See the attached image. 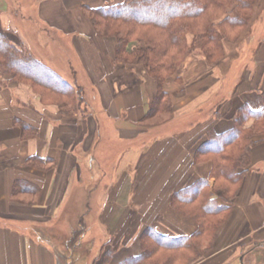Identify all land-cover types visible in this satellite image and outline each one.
Masks as SVG:
<instances>
[{
	"label": "crops",
	"instance_id": "0c3cea01",
	"mask_svg": "<svg viewBox=\"0 0 264 264\" xmlns=\"http://www.w3.org/2000/svg\"><path fill=\"white\" fill-rule=\"evenodd\" d=\"M123 1L0 0L10 42L68 82L83 76L78 86L92 98L88 113L64 116L0 71V264H102V247L111 253L105 264H120L140 254L146 227L167 237L196 231L171 207L174 193L206 180L211 197L225 200L212 191V164L193 155L206 131L229 129L241 107L262 108L264 25L243 54L224 44L215 64L191 56L164 85L169 112L144 120L156 81L142 65L116 62L115 39L97 34L82 11ZM262 12L257 0L252 27ZM166 119L167 129L155 131ZM254 141L212 253L194 264H264V134ZM79 226L102 243L81 249Z\"/></svg>",
	"mask_w": 264,
	"mask_h": 264
},
{
	"label": "trees",
	"instance_id": "16d2710c",
	"mask_svg": "<svg viewBox=\"0 0 264 264\" xmlns=\"http://www.w3.org/2000/svg\"><path fill=\"white\" fill-rule=\"evenodd\" d=\"M256 0H124L99 8L85 7L84 15L102 37L115 39V61L142 65L156 81L157 91L145 119L163 116L170 110L164 85L194 53L209 63L223 56L224 40L235 42L249 27ZM190 37V41L188 38ZM0 71L18 84H25L45 104H54L64 116L82 113L81 90L71 86L22 45H14L0 31ZM263 106L258 111L241 107L232 126L216 133L206 131L195 149L193 160L212 164L213 189L225 200L211 197L206 180H200L170 198L171 207L191 218L197 226L189 236L167 237L146 227L138 237L140 254L120 264H194L212 251L216 229L228 216V200L234 198L249 166L254 137L264 134ZM84 114V113H83ZM253 119L251 128L245 124ZM23 129H27L22 125ZM32 161H38L33 158ZM219 202V203H218ZM100 260L107 263L110 251L101 248Z\"/></svg>",
	"mask_w": 264,
	"mask_h": 264
},
{
	"label": "rangeland",
	"instance_id": "374dc122",
	"mask_svg": "<svg viewBox=\"0 0 264 264\" xmlns=\"http://www.w3.org/2000/svg\"><path fill=\"white\" fill-rule=\"evenodd\" d=\"M257 4V0H256V2H255V4H254V7H255V5ZM254 7H253V11H252V16H251V19H250V22H249V27L245 30V32H244V34H242L241 36H240V38L238 39V40H236L235 42H230V41H227V40H224L223 41V43H222V46H223V56H222V58L220 59V60H222V59H224L225 58V54L227 53L226 51H225V48H224V44H227V45H233V47H235V51H236V53H244V52H246L247 51V46H245L246 44H247V41H248V39L250 38V37H254V36H257V35H260L261 33V31L263 30V25H264V12H262L260 15H258V17H257V22L253 25V27H252V21L254 20ZM82 11L84 12V10L82 9ZM28 15L30 14L29 12L27 13ZM28 23H29V21H28ZM191 39H190V37L188 38V41H190ZM252 46H254V43L253 44H251ZM252 50V47H251V49H249V52ZM194 55H197L199 58H201V59H203L207 64H209V65H211V64H215V63H209L208 62V60L206 61L204 58H203V56H201L199 53H194V54H192L191 56L193 57ZM190 56V57H191ZM189 57V58H190ZM220 60H218L217 62H219ZM238 64V61H236L235 63H233V66H232V69H233V72L234 73H237L236 71H239V69L238 68H240L241 66H240V64H239V67H237L236 68V65ZM238 66V65H237ZM68 80H69V84L71 85V86H73V87H78V88H80L78 85V81L80 82V84L83 82H85L86 81V79L83 77V76H78V77H76L75 76V80H76V83H74V82H72V77H66ZM65 80V79H64ZM82 87V86H81ZM82 89V90H81ZM80 90H81V93H82V97H83V103H81V104H79V107H80V110H82V113H84V112H86V113H88L89 111H88V108H86L88 105H92L91 104V95H88V92L87 91H89L88 90V88L86 87L85 88V90H83V88H80ZM90 97V98H89ZM88 104V105H87ZM76 114V113H75ZM75 114H73V115H75ZM162 118H160V120H161ZM168 119H166V120H162V121H160V124H158L157 126H160L161 128H158V129H156L155 131H163V130H166L167 128H165V124H166V122L165 121H167ZM157 121H159V120H157ZM156 126V127H157ZM162 127H164V128H162ZM177 129V128H176ZM176 129H170V130H176ZM212 191H213V193L214 192H216V193H221L219 190L218 191H216V190H214L213 188H212ZM211 194V193H210ZM218 199H220V198H218ZM223 199V198H222ZM222 199H220L221 201H222ZM229 201V200H228ZM229 204V203H228ZM171 205V204H170ZM83 222H85L84 224H90V222H88L87 220L86 221H82V222H80V224L82 223L83 224ZM84 227H82V226H79L77 229H79V235H78V239L80 240V242L81 241H83L82 243H81V245L83 246L81 249H83V250H85V247H88L89 249H90V246L92 245V243H93V245L95 246V244H101L102 243V239H101V236H99L98 234H97V231L96 230H93L92 231V236L90 235V236H88V232L86 231V229H83ZM86 228H87V225H86ZM144 230V229H143ZM142 230V231H143ZM142 233V232H141ZM76 240V239H75ZM73 242H75V241H73ZM70 244V243H69ZM92 248V247H91ZM101 250V249H100ZM90 254L88 255V259H90L91 257H92V251H90L89 252ZM212 253V251L208 254V255H210ZM100 254L101 253H99V256H100ZM207 255V256H208ZM254 259H262V254H258V257L256 256Z\"/></svg>",
	"mask_w": 264,
	"mask_h": 264
}]
</instances>
